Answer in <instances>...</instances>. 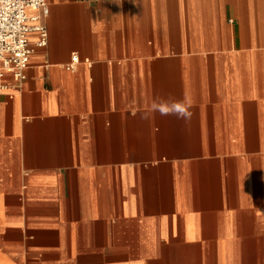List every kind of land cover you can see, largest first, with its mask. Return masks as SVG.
<instances>
[{
  "label": "crops",
  "instance_id": "0c3cea01",
  "mask_svg": "<svg viewBox=\"0 0 264 264\" xmlns=\"http://www.w3.org/2000/svg\"><path fill=\"white\" fill-rule=\"evenodd\" d=\"M46 1L0 94V264H264V0Z\"/></svg>",
  "mask_w": 264,
  "mask_h": 264
},
{
  "label": "built area",
  "instance_id": "2783aa9c",
  "mask_svg": "<svg viewBox=\"0 0 264 264\" xmlns=\"http://www.w3.org/2000/svg\"><path fill=\"white\" fill-rule=\"evenodd\" d=\"M29 10L37 12L30 15ZM49 14L46 0H0V94L19 91L27 77L30 57L35 48H44L48 31L44 19ZM32 33L38 34L33 44ZM80 57L72 53L70 63L64 68L75 69Z\"/></svg>",
  "mask_w": 264,
  "mask_h": 264
},
{
  "label": "clouds",
  "instance_id": "9594fccd",
  "mask_svg": "<svg viewBox=\"0 0 264 264\" xmlns=\"http://www.w3.org/2000/svg\"><path fill=\"white\" fill-rule=\"evenodd\" d=\"M153 107L155 108L156 106L154 105ZM159 110L161 114L175 113L178 116L185 118L189 115L187 108L180 103H174L171 107L162 106Z\"/></svg>",
  "mask_w": 264,
  "mask_h": 264
}]
</instances>
